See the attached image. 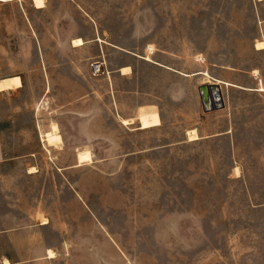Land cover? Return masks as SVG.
I'll return each instance as SVG.
<instances>
[{"label": "rangeland", "instance_id": "obj_1", "mask_svg": "<svg viewBox=\"0 0 264 264\" xmlns=\"http://www.w3.org/2000/svg\"><path fill=\"white\" fill-rule=\"evenodd\" d=\"M47 1L46 9H37L33 0L0 1V78L18 75L23 82L0 93L8 155L0 164L5 183L0 184V230L26 223L11 217L10 184L24 199L26 192L36 193L25 188L28 182L32 186L26 168L35 167L36 182L52 194L62 178L56 165H68L79 149L92 154V163L76 177L97 211L98 229L67 205V219L76 218L77 230L67 236L70 245L59 249L54 263L28 254L34 258L28 264H264V92L253 91L260 81L264 87V51L254 48L257 39L264 42V0ZM72 32L89 39L87 47H72ZM100 59L108 81L98 80L102 75L92 70ZM161 63L197 76L206 68L204 73L235 84L224 88L226 115L204 118L203 124L208 113L191 96L199 81L164 82L162 74L145 84L152 87L161 78L159 94L171 83L187 98L176 109L167 99L158 100L162 120L156 110L138 109L149 103L150 93L139 95L137 86L162 69ZM126 67L129 80L118 74ZM71 70L78 76L69 77ZM74 82L82 86L83 107L112 102L114 139L64 141L58 148L65 151L53 163L41 134L57 123L51 106L69 99L57 92L58 84ZM237 106L243 108L234 119ZM138 115L140 129L162 125L161 130L138 134ZM192 129L200 140L190 141ZM15 256L9 238L0 237V264Z\"/></svg>", "mask_w": 264, "mask_h": 264}, {"label": "crops", "instance_id": "obj_2", "mask_svg": "<svg viewBox=\"0 0 264 264\" xmlns=\"http://www.w3.org/2000/svg\"><path fill=\"white\" fill-rule=\"evenodd\" d=\"M7 1H10V0H7ZM62 1L64 3H67V5L69 4L75 5L71 2L74 0H62ZM48 2L49 1L46 2L47 4L44 8H37V9L49 8L50 4H48ZM76 5H77L76 7L80 11H83L85 14H87V12L83 10L77 3ZM90 21H91L90 25H93V23L95 22L93 18H91ZM98 33L100 35V31ZM101 34L103 35V32ZM74 36H79V35H76L74 32H72L71 35L69 34L71 46H72L73 40L77 38H81V37L74 38ZM83 41H84L83 45L75 46L73 44L72 47L82 48V49L87 47L86 45H88V43L90 42L89 39H83ZM94 41L96 42L97 40H94ZM258 41H262V40L261 39L256 40V42L254 43L255 50L264 51V49L256 48V43ZM111 45L117 47L115 44H111ZM100 48L101 49L103 48V44H100ZM100 48H99V52H100ZM82 49H78V50H82ZM103 60L104 59H100L99 61L103 62ZM146 62L150 63L147 60ZM150 64H154V63H150ZM155 65H158V64H155ZM159 66H164V65L159 64ZM103 67H104V71L103 73H100L102 76L101 78H97V79L108 81V79L110 80V77L107 74L108 71L105 68L104 62H103ZM202 69L201 70L203 74H206L208 77L212 78V81L207 80V78L203 74H198V76L192 75L193 73H196V71L186 73L184 71H181V70H178L172 67H165V66L162 69H157V71H153L154 74L152 75H149V76L146 75L144 77V80H145L144 83L139 84L137 86V93L139 95L143 94L144 96L147 93L148 94L150 93L149 94L150 96H148L149 103H146V102H144L143 104L139 103V105L137 106L138 109L144 108L145 111L156 110L159 112L161 120H162L160 111L156 109L159 106L158 100L165 98L168 100L167 102L169 104V107L171 109L172 108L176 109L178 108L176 106L177 102L179 100L182 101L187 98L188 93L186 94V92L184 91L179 92L177 87L173 86V84L171 83L163 86V96L159 94L158 84L162 82L161 78L160 79L158 78L156 84L153 85L152 87L149 86L148 84H145L147 80L151 79L155 74L156 76L158 74H162V75H165L164 77L167 78L166 80H163L164 82H171L172 78L173 80L175 78L176 79L181 78V79H184L186 82H192V83H194V80H195L196 84L199 81V84L196 85L195 95L193 92L194 90H192L193 93L191 92V96L196 102H198V100H196V97L197 99L199 98V103H200L199 105L201 106L203 112L208 113V114H204L205 116L203 117V124H205L204 118L208 119L210 117H221V115L225 116L226 115L225 114L226 113V108H225L226 107V102H225L226 97L224 95V88L226 85L235 86V84L231 83V81L221 79L220 77H215V75L212 76L209 73H204L206 72V68H202ZM71 73L72 74H70L69 77L75 78L78 76L75 70H71ZM131 73L123 74V72L118 70V74L123 79H127V80L131 78L130 76L132 75ZM11 76H17V75H11ZM112 76H111V79H112ZM7 77H10V76H7ZM210 81L211 83L216 82L221 85L222 92L224 95L225 107L221 109L206 112L203 109L198 88L202 84L210 83ZM261 85L262 84L260 81V83L256 84L258 88H254L253 91L264 92V87H260ZM21 87H23V82H22ZM57 87L59 88L57 92H61V93L63 92L65 94H68V98H69L67 101L65 100L57 101L54 104V106H51V108H54L55 111H57V123L55 124H58L59 126V132L62 136L63 142L64 141H76V140H92L93 141V140H112L114 139L115 131H114L113 126H114L116 118H113L112 116V112L114 109L112 102H105V104H103L102 102L98 101L93 105H90L88 107H83V102H81L80 100L81 98L80 94H82L81 85L76 84L74 82L73 84L71 83L58 84ZM239 87L241 89L247 90V87H241V86ZM149 88H151V91H148ZM165 89H168V90H165ZM3 92H0V93H3ZM45 92H48V90L45 89ZM141 98L142 97H140L139 100ZM241 108H243V106H237L234 108V119H237L236 117H239V111ZM126 109H130V108L122 107V110H126ZM126 118L134 119L135 117H132V115H128L126 116ZM138 118H139V115L137 116V120ZM135 123L136 122H133L130 125H133ZM53 124H51L50 126V130H51L50 133L45 134V135H49L52 133ZM162 124H163V121H162ZM161 126H156L150 129H140V122L138 120V126H137L138 132L137 133L138 134L147 133V132L156 133L161 130ZM133 130L131 131L135 132ZM2 132L3 131L1 130V126H0V164L6 162L8 158L7 150L5 149V146L3 143ZM226 133L229 134L230 131L227 130ZM49 148L51 149L54 155L53 159L50 158V161L53 163H55L54 159L56 160L57 158H60L62 156V152L65 151V149L58 148V147L49 146ZM139 151L141 150L139 149ZM148 151L151 152L155 150H148ZM144 152L146 153L145 149L143 150V153ZM155 153H158V152H155ZM155 153L152 154V156H155L156 155ZM70 155L71 154H69V156ZM9 157L11 158L10 155ZM26 159L28 160L27 157ZM18 160L19 158L16 159V161ZM89 165L90 164L79 166L77 153H75V155L72 156V160L68 165H63V166L56 165V169H57L56 173L61 175L62 178L58 179L57 180L58 183L55 186H53L52 194L47 192L46 187L43 185V183L40 184L39 182H36L39 179L38 177H40L39 176L40 171L36 169L34 172H32L31 169L34 167H32L31 169L26 168V176L29 177V179L32 181V186L30 185V182H28L25 185V188L36 190V193H32L31 191L30 192L28 191L26 192V195H25L27 197H25L24 199L22 191H16L17 187L14 188L12 184H10V189L8 191L9 193L7 191L2 192L3 194L8 193L10 197L9 211H10L11 217H14L15 219L18 217H23V219L26 220V223L20 224L19 222H16L14 227H11L9 229L0 230V237H3V238L8 237L9 243L12 247V251L16 253V256L14 259H10L8 257L2 258L1 264H4L6 262V259L7 261L9 260L8 261L9 264H28L30 262H34L33 260L34 258L29 257L28 254L30 255L40 254L42 258H46L47 261H49L50 263L51 262L54 263L60 255L59 249L65 248L67 244L70 245V243L67 241V236H70L69 233L70 232L75 233V231H77L76 225L74 224V221L76 220V218L73 220L67 219V213H66L67 205L73 206V208H76L77 211L80 213L81 217L85 218L86 220H89L90 222L93 221L94 229L95 230L98 229L97 217L95 215L97 211H95V209L92 207V204L90 203V201H87L85 199L86 197L84 196V193L82 191L83 189H82L81 179L80 177H76V175H78L81 172L82 167L89 166ZM70 174H74L72 176L73 178H71ZM0 184L5 185V183L3 182H0ZM65 195H68V199H66L67 197ZM49 206H52V209L49 208ZM56 206H57V209H55ZM38 214L39 216L42 215L44 218L48 219V222L43 223V221H39ZM68 216L73 217L70 213L68 214ZM77 220L80 221V218H78ZM90 233L91 232H89V235H87V237L92 235ZM52 238H58V241ZM51 249L54 253H56L55 256L53 257L49 256V250Z\"/></svg>", "mask_w": 264, "mask_h": 264}, {"label": "bare ground", "instance_id": "obj_3", "mask_svg": "<svg viewBox=\"0 0 264 264\" xmlns=\"http://www.w3.org/2000/svg\"><path fill=\"white\" fill-rule=\"evenodd\" d=\"M0 1H7V0H0ZM33 2L36 8H44L46 6V0H33ZM73 44L75 46H81L84 44V41L82 38H77L73 40ZM256 48L264 49V42L258 41L256 43ZM130 71H131L130 67L123 68V74H129ZM21 86H22V79L18 75L0 78V92L6 91V90H14ZM188 136H189L190 141H195L199 139V135L195 129L189 130ZM42 138H43L44 143H46L47 146H51V147H59L63 143L62 136L59 132V126L58 124H55V123L52 125V133L49 135L42 134ZM89 150L79 149L77 151L79 166L88 165L92 163V154L90 153ZM35 170H36L35 167L31 169L32 172H34ZM47 222H48V219L44 218L43 223H47ZM49 256L53 257L55 256V253L52 250H49ZM8 261L6 259V262L4 264H9Z\"/></svg>", "mask_w": 264, "mask_h": 264}, {"label": "water", "instance_id": "obj_4", "mask_svg": "<svg viewBox=\"0 0 264 264\" xmlns=\"http://www.w3.org/2000/svg\"><path fill=\"white\" fill-rule=\"evenodd\" d=\"M103 62L98 61L93 68L95 74L103 73ZM204 111L209 112L225 107L222 87L219 83H206L198 88Z\"/></svg>", "mask_w": 264, "mask_h": 264}, {"label": "built area", "instance_id": "obj_5", "mask_svg": "<svg viewBox=\"0 0 264 264\" xmlns=\"http://www.w3.org/2000/svg\"><path fill=\"white\" fill-rule=\"evenodd\" d=\"M97 62H98V61H97ZM97 62H93V63H92V70H93L94 66L97 64Z\"/></svg>", "mask_w": 264, "mask_h": 264}]
</instances>
